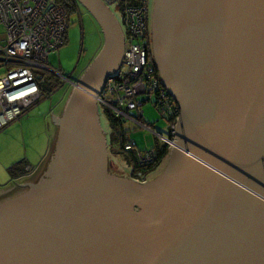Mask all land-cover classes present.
I'll return each instance as SVG.
<instances>
[{
    "label": "water",
    "instance_id": "95a60500",
    "mask_svg": "<svg viewBox=\"0 0 264 264\" xmlns=\"http://www.w3.org/2000/svg\"><path fill=\"white\" fill-rule=\"evenodd\" d=\"M76 2L104 42L76 81L62 75L47 170L0 202V264H264V0H153L152 53L180 115L144 183L107 170L99 125L122 28L104 0Z\"/></svg>",
    "mask_w": 264,
    "mask_h": 264
},
{
    "label": "built area",
    "instance_id": "2783aa9c",
    "mask_svg": "<svg viewBox=\"0 0 264 264\" xmlns=\"http://www.w3.org/2000/svg\"><path fill=\"white\" fill-rule=\"evenodd\" d=\"M104 1L112 4L121 0ZM122 9L124 47L120 65L105 80L97 103L116 120L152 132L169 154L176 140L180 107L163 85L154 60L148 2L134 0ZM69 25L70 17L55 0H0V26L5 30L4 44L0 45V130L44 96V86L48 85L42 71L51 72L47 69L49 54L65 43ZM146 102L168 122V136L142 121ZM123 148L134 151L140 164L150 163L155 155L152 147L138 149L128 133ZM132 179L141 183L148 180L139 172Z\"/></svg>",
    "mask_w": 264,
    "mask_h": 264
},
{
    "label": "rangeland",
    "instance_id": "374dc122",
    "mask_svg": "<svg viewBox=\"0 0 264 264\" xmlns=\"http://www.w3.org/2000/svg\"><path fill=\"white\" fill-rule=\"evenodd\" d=\"M147 2L149 15L151 16L153 0H147ZM110 10L114 14L118 23L121 24V11L115 4L110 5ZM69 17L70 25L66 31V41L59 49L49 54L48 66L53 70H56V72H59V74L70 78V80L76 81L83 74L91 61L97 56L102 48L104 40L97 22L93 20L86 9H83L80 12L73 11L70 13ZM4 39L5 30L0 26V45L4 44ZM42 73L45 75V73L49 72L42 71ZM58 78L62 81L59 88L54 90L51 94L43 96L36 105L28 108L29 110L27 109V112L20 117L21 119L18 118L7 123L0 131V188L11 183L18 184V180L10 179V174L8 172L10 166L18 161H28L31 165H36L41 156L45 153L48 146L47 129L45 122L41 119L46 115L45 120H49L47 117L48 111L52 107L55 109L56 105H59L60 103L61 105H64L72 90L70 82L65 81L61 76ZM142 110L143 122L151 126L156 132L165 136L169 135L168 122L160 116L150 102L144 103ZM26 119H28V121L24 123L23 128L18 126L15 134L11 133L12 128L11 132H7L10 127L19 125L21 120ZM99 125L106 137L108 155L107 170L114 172L116 175H126L131 178L132 163L130 158L125 151H115L121 147V134H123V131L119 130V126H116L115 128L111 127L109 111L102 105L99 106ZM122 125L123 130L127 131L130 139L136 143L138 149H149L155 143V136L152 132L137 128L129 122L122 123ZM52 153H50L40 168L34 172L32 171L33 169L29 167L28 170L32 173L20 180V183L31 181L38 173V170H47ZM167 162L168 156L157 172L152 174L148 180L153 179L157 174L161 173ZM24 185H22V187ZM25 187L26 186H24V188Z\"/></svg>",
    "mask_w": 264,
    "mask_h": 264
},
{
    "label": "trees",
    "instance_id": "16d2710c",
    "mask_svg": "<svg viewBox=\"0 0 264 264\" xmlns=\"http://www.w3.org/2000/svg\"><path fill=\"white\" fill-rule=\"evenodd\" d=\"M55 1L57 3H60L64 7L68 16H70L71 12L76 11V7H77L76 0H55ZM124 2H125V0L120 1L121 8H123L126 5V3H124ZM132 2H134V0ZM127 4H129V3H127ZM45 76L47 77L46 79L48 82V86H46V87L44 86V88H45L44 96L49 95L52 92H54V90L59 88L62 84L61 79H59L53 73H50V74L45 73ZM98 106H100V104H98ZM109 118L111 121V127L115 128L116 126H119V128H120L119 130L123 131V134H121L122 135L121 147L116 149L115 151L116 152L125 151L127 153L128 157L130 158V161L132 163V172L130 174L131 178L134 177L139 172L141 178L149 179V177H151L152 174L157 172L159 167L162 165V163L166 159V157L168 155L167 146L165 144H158L155 141L153 146H151L152 148L155 149V155L151 159V162L148 164H140L138 162L137 156H136L134 151L124 150V148H123V145L125 142V134L127 133V131L123 130L122 122L118 121L114 117H112L110 112H109ZM53 150H54V148H52V151ZM26 166L31 167L30 165H28V163L26 161H18L14 165L10 166L8 168V172L10 174V179L13 180L16 178L24 177L27 174L25 171V170H27ZM132 186L137 187V188L140 187L139 185H137L135 183H132ZM137 213L139 214L140 212H137Z\"/></svg>",
    "mask_w": 264,
    "mask_h": 264
},
{
    "label": "crops",
    "instance_id": "0c3cea01",
    "mask_svg": "<svg viewBox=\"0 0 264 264\" xmlns=\"http://www.w3.org/2000/svg\"><path fill=\"white\" fill-rule=\"evenodd\" d=\"M122 1V0H121ZM133 0H125L124 3H131ZM78 4V3H77ZM112 4H115L116 7L122 11V8H121V5H120V1L119 2H116V3H112ZM80 5V4H79ZM111 5V4H110ZM81 6V5H80ZM83 7V6H81ZM83 9H85L83 7ZM87 11V10H86ZM89 13V12H88ZM91 16V15H90ZM92 17V16H91ZM93 18V17H92ZM94 20V19H93ZM95 21V20H94ZM121 28H122V23L120 24ZM103 35V34H102ZM104 40V38H103ZM66 41V40H65ZM50 73V72H49ZM59 77V75H56ZM40 101V100H39ZM38 101V102H39ZM38 102L34 103V105H36ZM65 104V103H64ZM32 105V106H34ZM63 106L64 105H61V103L59 105H56V108L54 109V107H52L48 113H47V117L49 118V120H45L46 119V115L42 117L41 120H43V122H45V126H46V129H47V138H48V146L45 150V153L41 156V158L39 159V161L37 162L36 165H31L28 161H26L28 163V165L31 166V168L33 169L32 171L34 172L35 170H37L38 168H40V166L43 164V162L46 160V158L50 155L51 151H52V148L54 146V143H55V140H56V136L58 134V125L56 123L57 119L61 116L62 114V111H63ZM30 108V107H29ZM29 110V109H28ZM27 112V109L24 113ZM37 115V113H36ZM21 119V118H20ZM24 119V118H22ZM28 121V119L26 120H21L20 124L19 125H14L12 127H10L8 129L7 132H11V128H12V132L13 134L16 133V129L18 128V126H20L21 128H23V125L24 123ZM2 130V129H1ZM0 130V131H1ZM26 171V175L24 177H20V178H16V179H13V180H18V184H20V180L24 179L26 176H29L32 172H29V170H25ZM13 184L15 183H11V184H8L7 186H4V187H1L0 188V200L5 196L4 193L5 192V189L12 186Z\"/></svg>",
    "mask_w": 264,
    "mask_h": 264
},
{
    "label": "flooded vegetation",
    "instance_id": "af4514ba",
    "mask_svg": "<svg viewBox=\"0 0 264 264\" xmlns=\"http://www.w3.org/2000/svg\"><path fill=\"white\" fill-rule=\"evenodd\" d=\"M81 10H83L82 9V7L79 5V4H77V7H76V11L77 12H80ZM152 12V11H151ZM150 18H151V16L149 15V20H150ZM59 73V72H58ZM57 75V74H56ZM61 77H62V75H61ZM63 78V77H62ZM64 79V78H63ZM70 79V78H69ZM65 81H67L66 79H64ZM54 148V147H53ZM52 153V152H51ZM24 183H20V184H13L12 186H10V187H8V188H6L5 189V192L6 193H4V195H5V197L3 198V199H1L0 200V202H2L3 200H5V198L7 197V199H8V197L10 198V197H13V195L15 196V195H17V194H19V193H21V192H23L24 190H26L27 189V187H25L24 188V186L22 187V185H23ZM21 185V186H20ZM18 186H20V187H18ZM17 189V190H16ZM19 189V190H18ZM17 192V193H16ZM16 193V194H15Z\"/></svg>",
    "mask_w": 264,
    "mask_h": 264
}]
</instances>
